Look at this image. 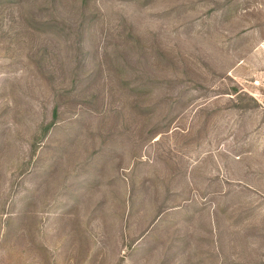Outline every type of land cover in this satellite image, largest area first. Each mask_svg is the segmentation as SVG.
<instances>
[{
    "label": "rangeland",
    "instance_id": "obj_1",
    "mask_svg": "<svg viewBox=\"0 0 264 264\" xmlns=\"http://www.w3.org/2000/svg\"><path fill=\"white\" fill-rule=\"evenodd\" d=\"M0 264H264V0H0Z\"/></svg>",
    "mask_w": 264,
    "mask_h": 264
}]
</instances>
